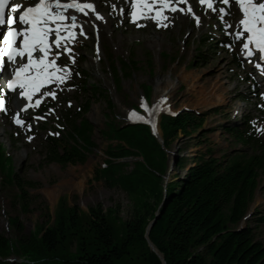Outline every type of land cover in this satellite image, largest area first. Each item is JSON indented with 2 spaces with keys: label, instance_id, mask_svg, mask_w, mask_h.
I'll use <instances>...</instances> for the list:
<instances>
[{
  "label": "rangeland",
  "instance_id": "rangeland-1",
  "mask_svg": "<svg viewBox=\"0 0 264 264\" xmlns=\"http://www.w3.org/2000/svg\"><path fill=\"white\" fill-rule=\"evenodd\" d=\"M93 1L103 17L98 21L99 35L95 31L81 34L78 30L75 41L70 42V45L74 43L72 55H82L84 64L81 66L76 60L74 64L69 63L70 56L63 53L57 64H70L71 77L62 84L53 82L45 90L55 91V98L43 95L45 91L37 97L43 103L51 101L53 108L42 116L37 109L24 113L21 117L25 122L23 126L14 120L16 110L7 108L0 116V145L4 154L12 161L11 166L18 180L34 184V188L28 189L31 204L25 213L21 206H14L17 188L4 181L6 171L0 168V234L7 238L15 240L19 234L10 224L12 218H18L22 234L29 236L38 226L49 224L58 204L65 199L84 211L98 205L107 212L118 210L119 218L127 220L132 212L127 192L95 179L96 171L103 169L109 158L107 150L111 145H117L116 141L105 139L101 132L107 129V119L119 127L136 126L129 120V113L135 110L146 115L142 107L144 102L152 107L166 98L164 111L176 114L190 110L204 118L200 130L190 135L179 133L173 140L167 151L169 164L165 178L168 182L183 176L177 163L179 159L185 158L189 168L193 163L190 159L207 148L214 149L216 157L223 160L235 154L253 153L252 148L239 144L227 131L228 127L243 122L244 116L260 117L256 105L259 104L260 108L264 104L262 84L246 81L247 74L253 71L238 66L240 47L232 35L239 20L236 8L230 7L231 15L219 19L217 13L201 7L198 0H192V11L200 17L199 24L190 13L184 12L171 14L163 21L166 27L156 20L149 22V19L140 22L138 27L127 22L128 19L123 22L124 14L121 13H125V3L120 0ZM119 7H124L122 12ZM176 17L181 18L180 22ZM208 38L217 45L211 49L203 45ZM56 51L58 49L55 48L53 53ZM113 61L119 70L125 64L129 66L127 74L121 73L122 89L117 87L114 79ZM82 70L89 74L91 84L99 88L95 91L99 97L93 101L87 115L94 125V140L98 148L84 165L62 167L57 163H47L44 161V139L50 134V128L58 126L59 116L67 107L78 109L85 102L84 94L71 89L72 76ZM250 78L255 80L253 76ZM100 94L109 97L113 103L112 110ZM17 95H11L9 101H15ZM259 95L262 99H258ZM76 97L80 98L77 102ZM23 104L24 101L19 100L18 106ZM29 124L31 128L27 127ZM41 124L47 126L45 131L38 129ZM139 156L138 160L142 161V156ZM128 162L131 163L127 171L130 173L134 160L129 159ZM249 214L248 220H244L240 227L247 224L254 227L257 241L264 244V225L256 227L255 222L264 215V174L259 179ZM7 259L20 261L14 255Z\"/></svg>",
  "mask_w": 264,
  "mask_h": 264
},
{
  "label": "trees",
  "instance_id": "trees-1",
  "mask_svg": "<svg viewBox=\"0 0 264 264\" xmlns=\"http://www.w3.org/2000/svg\"><path fill=\"white\" fill-rule=\"evenodd\" d=\"M203 45L211 49L216 43L208 38ZM112 64L115 82L122 89L121 73L127 74L129 66L119 70L115 61ZM80 77L74 80L73 88L84 94L85 102L78 109H65L59 127L52 128L53 133L44 139L47 163L84 165L98 148L95 128L87 115L99 97L95 94L99 88L91 84L84 70ZM100 97L112 110L109 97ZM256 109L264 117V109L257 105ZM242 120L227 131L239 144L252 148V154H235L223 160L207 148L190 159L193 163L189 168L185 158L179 159L183 176L168 182L167 151L173 140L179 133L190 135L200 130L204 118L192 111L162 115L159 127L163 143L147 126L119 127L107 119V129L101 134L117 145L107 150L109 158L103 169L96 171L95 179L127 192L132 204L129 218L123 221L118 210L107 212L101 205L84 211L62 200L53 217L49 216V224L38 226L29 236L22 234L18 218L11 219L19 234L15 240L0 234V264H163L149 242L165 264H264V244L257 241L255 228L247 224L239 229L248 220L264 174V132L259 130L264 120L252 116ZM4 153L0 145L4 181L17 188L13 204L26 213L31 204L28 189L34 184L18 180L12 161ZM129 159L134 160L130 173ZM255 222L256 227L264 225V215ZM13 255L20 261L7 259Z\"/></svg>",
  "mask_w": 264,
  "mask_h": 264
},
{
  "label": "snow or ice",
  "instance_id": "snow-or-ice-1",
  "mask_svg": "<svg viewBox=\"0 0 264 264\" xmlns=\"http://www.w3.org/2000/svg\"><path fill=\"white\" fill-rule=\"evenodd\" d=\"M222 5L231 7V3H235L242 11V18L238 21L237 29L232 33L238 40H242V49L247 57H255L257 68L264 73V0H218ZM201 5L206 10H211L218 14L219 19H223L224 15H231L228 8H217L215 4L217 0H200ZM159 5L157 7L156 5ZM187 4V0H133L131 3L130 15L133 21L137 19H154L161 23V26H167L168 17L164 14L166 10L177 11V6ZM9 5V0H0V25H7V31L0 40V72L3 71L5 62L13 65L14 79L8 82V89L15 90L18 85L22 96H25L29 102L33 100V96L40 92L41 88L56 82L64 83L71 77L72 68L70 64L60 65L57 60L63 53L70 56V63H75V56L72 55L73 49L69 41H75L77 29L81 34L84 33L83 23H78V17L70 14L69 10L89 15L91 10L96 18L103 19L99 12L95 11V6L89 0H38L32 6L27 7L24 11L19 12L18 17L14 19L13 12L20 9L22 5L18 3L11 4V11L7 13L5 18V9ZM115 7V5H113ZM180 11L192 13L191 6L187 8H179ZM123 9H121V12ZM154 13V15H152ZM197 24L200 17L195 16ZM70 21V23L68 22ZM20 23L24 27L16 28L12 25ZM91 26V21H88ZM227 24V21H225ZM231 27V25H228ZM247 34V35H246ZM55 36L54 40L50 37ZM19 40V46L17 41ZM56 48L58 51L52 52ZM39 52L37 57L35 53ZM26 57V62L16 67L17 58ZM51 57V58H50ZM6 58V60H5ZM3 90L0 89V93ZM45 96L55 98V91H45ZM166 101L163 98L160 103H156L150 107L146 102L142 107L148 112L147 116L140 115L136 111L130 113L129 119L134 121H146L151 123L155 130V117L160 110V104ZM40 100H36L35 104L27 105L23 111H27V107H36ZM0 110L7 111L6 100L0 96ZM43 119V117H36ZM15 122L23 126L24 120L21 119L20 113L17 112ZM31 128V124L27 125ZM264 132V128L259 129ZM32 139V137H29Z\"/></svg>",
  "mask_w": 264,
  "mask_h": 264
},
{
  "label": "bare ground",
  "instance_id": "bare-ground-1",
  "mask_svg": "<svg viewBox=\"0 0 264 264\" xmlns=\"http://www.w3.org/2000/svg\"><path fill=\"white\" fill-rule=\"evenodd\" d=\"M125 1L126 0H122L121 2H123V4L125 3ZM89 2H94L93 0H89ZM117 3V2H116ZM100 4V3H99ZM130 5H131V3H130ZM118 6V5H117ZM120 6H122V5H120ZM120 8V7H119ZM123 9H124V7H123ZM115 10V9H114ZM115 13V12H114ZM117 13V12H116ZM70 14H72V13H70ZM124 14V13H123ZM154 13H152V15H153ZM167 17H169L172 13L169 11V12H167V10L165 11V13H164ZM115 15V14H114ZM77 16V15H76ZM95 16V14L94 13H91V14H89L88 15V17H78V23H83V25H84V29H83V31H85L86 33L88 32V31H95V32H97V34H98V29H99V27H98V20H96V18L94 17ZM172 16H173V14H172ZM178 16V15H177ZM115 17H116V15H115ZM120 17V16H119ZM118 17V18H119ZM129 17H130V19L132 20V17H131V15H129ZM175 17V16H174ZM180 17V16H179ZM171 18H173V17H171ZM177 18V17H176ZM175 18V19H176ZM124 19V20H123ZM123 22H126L127 21V19H128V15L127 14H124V16H123ZM178 19V18H177ZM179 19H181V18H179ZM179 19H178V21H179ZM120 20V19H119ZM149 20H151V21H149V22H152V23H154L155 21H154V19H151V18H149ZM88 21H91L92 23H91V26L89 25V23H88ZM175 21V20H174ZM100 22V21H99ZM128 22V21H127ZM135 23H137V20L136 21H134ZM180 22V21H179ZM182 22H183V20H182ZM69 23H70V21H69ZM150 24V23H149ZM111 25V24H110ZM152 25H154V24H152ZM109 26V25H108ZM132 26V25H131ZM104 27V26H103ZM154 27V26H153ZM109 28V27H108ZM101 30V29H100ZM140 30H141V28H140ZM99 35V34H98ZM54 38H55V36L52 38V37H50V39L51 40H54ZM21 63H24V61L23 62H21ZM12 74H13V72H12ZM261 78L264 80V77L263 76H261ZM9 81H5V83L4 84H2V86H0V88H2V87H4L5 86V84H7ZM10 93V92H9ZM19 100H23L24 101V99L23 98H21L19 95H17V97L15 98V103L17 104V112L18 111H20L21 110V108L23 107V106H18V104H19ZM8 102V103H7ZM10 102L11 101H9V100H6V106L8 107L9 106V104H10ZM26 103V105H27V102H25ZM160 103V102H159ZM164 106V103H161L160 104V109H162V107ZM164 108V107H163ZM158 126V125H157ZM157 126H156V128H155V134L158 136V138H160V130H159V128H157Z\"/></svg>",
  "mask_w": 264,
  "mask_h": 264
},
{
  "label": "water",
  "instance_id": "water-1",
  "mask_svg": "<svg viewBox=\"0 0 264 264\" xmlns=\"http://www.w3.org/2000/svg\"><path fill=\"white\" fill-rule=\"evenodd\" d=\"M159 140V139H158ZM241 229V228H240ZM147 240H148V242H149V239H148V237H147ZM149 247H150V249H151V251L152 252H154L155 254H157L158 255V257L161 259V261L163 262V264H165V262H164V258L159 254V252L157 251V249L149 242Z\"/></svg>",
  "mask_w": 264,
  "mask_h": 264
}]
</instances>
